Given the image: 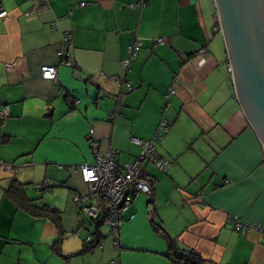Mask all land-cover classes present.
I'll list each match as a JSON object with an SVG mask.
<instances>
[{"label": "crops", "instance_id": "crops-1", "mask_svg": "<svg viewBox=\"0 0 264 264\" xmlns=\"http://www.w3.org/2000/svg\"><path fill=\"white\" fill-rule=\"evenodd\" d=\"M30 5L0 0V107L9 111L0 120V264H170L152 220L206 264H264V147L236 97L215 0H45L27 15ZM65 31L68 65L58 56ZM44 65L57 66V80L42 77ZM117 78L132 89L118 95ZM163 120L154 145L169 166L143 164L153 194H135L121 213L119 251L107 235L78 253L91 232L73 202L85 191L76 167L93 161L97 143L117 151L122 171L139 153L131 139L152 140ZM11 180L59 210L61 230L25 211L21 193L7 192ZM231 215L262 231L233 230Z\"/></svg>", "mask_w": 264, "mask_h": 264}, {"label": "built area", "instance_id": "built-area-1", "mask_svg": "<svg viewBox=\"0 0 264 264\" xmlns=\"http://www.w3.org/2000/svg\"><path fill=\"white\" fill-rule=\"evenodd\" d=\"M45 3V0H31L29 13L36 12L40 6ZM6 11L0 9V18L6 16ZM72 41L71 34L65 31L61 35L60 47L58 56L62 58L61 63L68 65V46ZM161 43L163 40L159 37L156 39ZM140 41L134 39L128 46V58L123 62L125 69H128L131 58L135 55L140 47ZM41 75L45 79L57 80L58 70L57 66L44 65L41 67ZM117 86L119 89L118 95L125 90H131L132 86L125 78H117ZM8 107L6 105L0 107V120L8 116ZM117 111L115 110L111 117H115ZM168 124L165 120L161 121L158 129L157 136L152 140L144 141L138 138L131 140L139 146V153L130 163H126L119 171L116 166L117 151L111 147L103 151L98 149L97 143H93V161L91 163H83L79 165L77 170L80 173L82 182L85 185V191L82 193H75L73 202L75 205L82 207V212L89 219L88 223L92 229L97 222L102 221L108 227V236L112 240L115 250L119 251V233L121 226V213L125 210L128 203L133 199L137 193H142L151 196L153 192L152 179L144 169V163H152L158 170L165 172L169 166V162L165 159L159 158L155 153L154 141L163 132L167 131ZM47 182L37 184V190L47 187ZM149 209L153 205L149 204ZM228 221L232 224L237 232H249L251 230L262 231L259 224L243 223L240 219L231 215ZM91 229V230H92ZM264 233V231H263ZM89 239V236L86 238ZM105 264H119L117 258L108 259ZM184 264V263H183Z\"/></svg>", "mask_w": 264, "mask_h": 264}, {"label": "water", "instance_id": "water-1", "mask_svg": "<svg viewBox=\"0 0 264 264\" xmlns=\"http://www.w3.org/2000/svg\"><path fill=\"white\" fill-rule=\"evenodd\" d=\"M236 97L264 147V0H215Z\"/></svg>", "mask_w": 264, "mask_h": 264}, {"label": "trees", "instance_id": "trees-1", "mask_svg": "<svg viewBox=\"0 0 264 264\" xmlns=\"http://www.w3.org/2000/svg\"><path fill=\"white\" fill-rule=\"evenodd\" d=\"M159 137H157L156 140ZM155 153H156V151H155ZM35 189H36V187H35ZM44 189H45V187H43L42 189H39V190L36 189V191H43ZM7 192L10 195H14V196L17 193H21L20 196L18 195L19 196L18 198H20L18 200H19V203L21 204L22 208L25 211L29 212L31 215H33L35 217H43V218L49 219L50 221L55 223V225L57 226V228L59 230H61L60 222H59V210H57L54 207H50L49 205H47L43 202H39L37 199L27 198L23 184L18 183L16 180H11V183L7 189ZM152 194H153V192H152ZM152 194H151V196H152ZM76 206L79 209L80 213L86 218L85 221L88 223L89 218L85 214H83V212L81 210L82 207L80 205L79 206L76 205ZM102 225H105L102 221L97 222L96 225L94 226V228L92 229V227H90V225L88 223V227L87 226L86 227H87V230L89 232H91V234H90L91 236L86 235L83 238L82 249L78 253H84L87 251H92L93 249L98 247L105 238H107L108 234L105 235L101 231ZM152 225H153L154 231L157 234H159L163 239H165L166 242L168 243L169 249H168L166 256H167L170 264H183V263L184 264H206V261L194 249L178 245L176 243V241L174 239H172V237H170L169 234L166 232V230L164 229L161 222H159V221L156 222V221L152 220ZM233 230H234V228H233ZM88 236H89V239L87 240L86 238ZM56 244H59V243L57 242ZM54 249L58 252V247L56 245H55Z\"/></svg>", "mask_w": 264, "mask_h": 264}, {"label": "rangeland", "instance_id": "rangeland-1", "mask_svg": "<svg viewBox=\"0 0 264 264\" xmlns=\"http://www.w3.org/2000/svg\"><path fill=\"white\" fill-rule=\"evenodd\" d=\"M36 191V190H35ZM38 193V195H40L41 193H39V191L37 192ZM108 227L106 226V225H102L101 226V231L106 235V234H108Z\"/></svg>", "mask_w": 264, "mask_h": 264}]
</instances>
